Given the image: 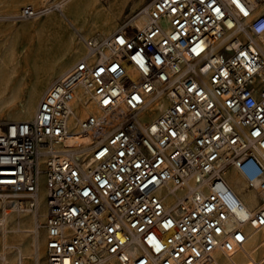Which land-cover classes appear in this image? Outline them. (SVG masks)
I'll return each instance as SVG.
<instances>
[{"label":"built area","instance_id":"built-area-1","mask_svg":"<svg viewBox=\"0 0 264 264\" xmlns=\"http://www.w3.org/2000/svg\"><path fill=\"white\" fill-rule=\"evenodd\" d=\"M144 15L88 41L33 119L0 122V200L31 212L44 184L45 264H214L264 229L228 179L264 199V0Z\"/></svg>","mask_w":264,"mask_h":264},{"label":"rangeland","instance_id":"rangeland-1","mask_svg":"<svg viewBox=\"0 0 264 264\" xmlns=\"http://www.w3.org/2000/svg\"><path fill=\"white\" fill-rule=\"evenodd\" d=\"M154 1L100 0L94 8L87 10L86 6H83L79 12L75 6L72 7V1L69 0H0V70L6 71L5 84L9 87L4 100L6 102L0 100L3 103L0 102V122L25 120L29 95L36 87L50 79V85L47 84L43 89L42 100L51 85L58 80L60 67L65 64L71 67L86 54L88 41L97 40L103 43L123 25L134 21ZM27 6L38 10L46 8L49 12L43 16L24 18L21 11ZM104 31H107V37L103 35ZM44 57L51 60L40 65ZM8 97L10 101L6 100ZM228 179L237 189H241V194L250 196L247 187L236 174L230 173ZM41 187L45 199L44 184ZM44 199L40 208L31 212L22 211L16 203V198L0 200V219L5 213L9 214V218H13L7 235L16 245L13 249L15 254L18 249L23 248L24 264H45ZM263 200V197L258 196L256 202L251 201L248 205L256 208ZM34 216H37V220L35 225L33 224L34 231H31L30 224L32 225ZM17 229L21 231L16 232ZM2 233L0 230L1 253L4 236ZM15 238L19 241H15Z\"/></svg>","mask_w":264,"mask_h":264},{"label":"bare ground","instance_id":"bare-ground-1","mask_svg":"<svg viewBox=\"0 0 264 264\" xmlns=\"http://www.w3.org/2000/svg\"><path fill=\"white\" fill-rule=\"evenodd\" d=\"M72 1V7L75 6L77 8V10L80 12V10L82 9L83 6H86V9H90V8H94L96 6V4L98 2H100V0H69ZM150 7V6H149ZM145 8L138 16L137 18L134 20V27H141L144 20H145V11L149 8ZM94 10V9H93ZM87 13V12H86ZM96 13V12H95ZM106 14V13H105ZM59 21V20H58ZM24 27V26H23ZM106 30V29H105ZM108 30V29H107ZM111 31V30H110ZM102 32V30H101ZM19 33V32H18ZM103 35H105V37H107L108 33L107 31L103 32ZM112 35V34H111ZM110 36V34H109ZM108 36V37H109ZM17 39V38H16ZM22 49V48H21ZM73 49V48H72ZM53 54V53H52ZM54 55V54H53ZM10 57V56H9ZM51 60V58L48 57H44L43 60L40 61V65H44L46 61ZM35 62V61H34ZM74 62V61H73ZM35 64V63H34ZM39 64V62H37V65ZM11 65V63H10ZM55 66V65H54ZM53 67V66H52ZM45 68V67H44ZM48 68V66L46 67ZM71 67H68L67 64L62 65L60 67V69L58 70V80L64 78L65 76H67V74L69 73V71L71 70ZM2 69V68H1ZM8 70V69H7ZM56 70V69H55ZM54 72V71H53ZM56 72V71H55ZM34 74V73H33ZM43 74V73H42ZM6 71L3 70L1 72L0 70V100H5L6 98V91L7 88H9L5 83H6ZM50 76V75H49ZM37 77V76H36ZM35 77V78H36ZM41 80V79H39ZM55 80V79H54ZM37 81V80H36ZM35 82V81H34ZM50 79H47L46 81H44V83L42 85H40L39 87H36V89H34L30 95H29V100H28V108L25 111V116L24 119L25 120H30L33 119L36 115L38 106L41 102V96L43 93V89H45L44 87L49 84ZM53 82V81H52ZM51 83V82H50ZM35 85V84H34ZM50 85V84H49ZM33 88V87H32ZM47 89V88H46ZM8 94V93H7ZM15 96V95H14ZM16 97V96H15ZM14 98V97H13ZM28 98V97H27ZM12 99V98H11ZM16 99V98H14ZM13 99V100H14ZM19 99V98H18ZM9 100V97L8 99ZM8 101V102H9ZM15 101V100H14ZM13 101V102H14ZM1 102V101H0ZM6 102V101H4ZM2 103V102H1ZM10 103V102H9ZM12 103V100H11ZM3 104V103H2ZM6 104V103H5ZM8 104V103H7ZM25 107V106H24ZM26 108V107H25ZM164 108V107H163ZM86 116V112L83 113L82 117L84 118ZM89 139H74L68 142V145L71 146H75L76 144L80 143V142H88ZM237 178L239 180H242L237 174H236ZM243 181V180H242ZM244 183V182H243ZM244 186L246 187V184L244 183ZM234 188L241 194V189H237L235 186ZM248 194L250 196H247L246 194H241L242 195V199L246 204H249V202L251 201H257V197L258 195L252 191V190H248ZM44 199V192L42 190H40V201H39V205L38 208H40V206L42 205V200ZM249 208H253L252 206H249ZM38 210V209H37ZM42 211V210H41ZM7 212V211H6ZM33 213V212H32ZM13 214V213H12ZM28 214V213H27ZM42 215V214H41ZM45 215V214H44ZM9 214L5 213L3 215V217L0 219V230L3 231L4 236H3V251L0 254V264H24V252H23V248L22 249H18V251L16 252V254L13 252V249L16 247V245L13 243V241H11L8 238V229H9V225L11 223V221L13 220V218H9L8 217ZM31 220V219H29ZM35 220H37V216L33 217V222L32 225L30 224V226L32 227L31 231H34L33 229V224L35 225ZM32 221V220H31ZM22 223V221H21ZM31 223V222H30ZM38 223V221H37ZM18 225V224H17ZM21 225V224H20ZM26 225V224H25ZM19 226V225H18ZM35 227V226H34ZM22 229V228H21ZM20 230V229H19ZM18 229L16 230V232L19 231ZM21 231V230H20ZM2 233V234H3ZM20 238V236H18ZM15 241H19L17 238H15ZM14 241V242H15ZM34 242V241H33ZM21 244V243H20ZM34 244V243H33ZM35 245V244H34ZM17 249V248H16ZM16 251V250H15ZM35 251V250H34ZM30 253V252H29ZM28 253V255H29ZM34 253V252H33ZM31 254V253H30ZM37 254V253H36ZM27 256V255H26ZM36 256V255H35ZM29 258V257H28ZM31 259V258H30ZM33 262V261H32ZM214 264H264V229L258 233H256L252 240L246 244V246L244 247V249L242 250H237L231 243H227L224 247V251L221 253H218Z\"/></svg>","mask_w":264,"mask_h":264}]
</instances>
